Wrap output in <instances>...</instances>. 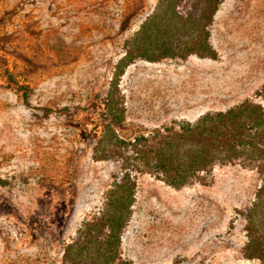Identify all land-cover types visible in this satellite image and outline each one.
Listing matches in <instances>:
<instances>
[{
  "label": "rangeland",
  "instance_id": "rangeland-1",
  "mask_svg": "<svg viewBox=\"0 0 264 264\" xmlns=\"http://www.w3.org/2000/svg\"><path fill=\"white\" fill-rule=\"evenodd\" d=\"M154 0H0V264H59L116 171L91 155L92 106ZM214 58L135 59L118 79L128 127L195 121L245 98L264 106V0H221ZM27 87V104L8 80ZM44 108L52 111L45 113ZM254 169L214 165L179 187L136 177L121 236L127 264H258L242 256Z\"/></svg>",
  "mask_w": 264,
  "mask_h": 264
},
{
  "label": "trees",
  "instance_id": "trees-1",
  "mask_svg": "<svg viewBox=\"0 0 264 264\" xmlns=\"http://www.w3.org/2000/svg\"><path fill=\"white\" fill-rule=\"evenodd\" d=\"M154 1L153 9L124 40L101 107L92 106L87 120L93 126L92 158L112 161L116 171L102 209L76 228L61 250L59 264H127L120 258V236L130 217L138 175L179 187L201 182L216 164L232 163L248 166L260 177L253 199L241 211L246 237L241 253L264 264V106L245 98L193 122L171 121L149 130L125 123L118 79L128 64L135 59L216 56L208 40L209 26L221 0ZM7 77L27 104L26 85ZM5 183L0 177V185Z\"/></svg>",
  "mask_w": 264,
  "mask_h": 264
}]
</instances>
